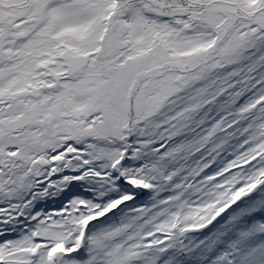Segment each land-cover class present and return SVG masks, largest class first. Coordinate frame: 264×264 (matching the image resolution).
Here are the masks:
<instances>
[{
  "label": "snow or ice",
  "instance_id": "obj_1",
  "mask_svg": "<svg viewBox=\"0 0 264 264\" xmlns=\"http://www.w3.org/2000/svg\"><path fill=\"white\" fill-rule=\"evenodd\" d=\"M0 264H264V0H0Z\"/></svg>",
  "mask_w": 264,
  "mask_h": 264
}]
</instances>
